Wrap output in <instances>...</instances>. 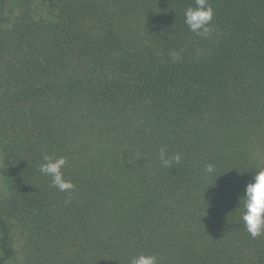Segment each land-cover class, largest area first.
<instances>
[{"label":"trees","instance_id":"16d2710c","mask_svg":"<svg viewBox=\"0 0 264 264\" xmlns=\"http://www.w3.org/2000/svg\"><path fill=\"white\" fill-rule=\"evenodd\" d=\"M208 3L201 37L194 0H0V264H264V0Z\"/></svg>","mask_w":264,"mask_h":264},{"label":"clouds","instance_id":"9594fccd","mask_svg":"<svg viewBox=\"0 0 264 264\" xmlns=\"http://www.w3.org/2000/svg\"><path fill=\"white\" fill-rule=\"evenodd\" d=\"M184 15L185 24L190 31L201 37L208 36L211 31L209 24L213 17V10L208 0H194V6H188ZM42 159L43 163L39 165L38 170L41 174L51 178L52 187L61 192L74 189L73 183L65 180L61 171L67 163L65 157L45 154ZM159 159L163 167H171L173 163H180L181 156L176 153L169 158L166 147H161ZM255 169L252 179L244 187V194L239 197L240 219L244 223L246 231L253 238L264 234V167L258 166ZM204 171L208 175H213L215 166L206 164ZM65 203L67 204L69 201L66 200ZM129 264H157V257L154 254L139 253L130 257Z\"/></svg>","mask_w":264,"mask_h":264},{"label":"rangeland","instance_id":"374dc122","mask_svg":"<svg viewBox=\"0 0 264 264\" xmlns=\"http://www.w3.org/2000/svg\"><path fill=\"white\" fill-rule=\"evenodd\" d=\"M34 7L36 8V10H38L39 12L44 13L45 9L42 8V6H40L38 3L34 4Z\"/></svg>","mask_w":264,"mask_h":264}]
</instances>
